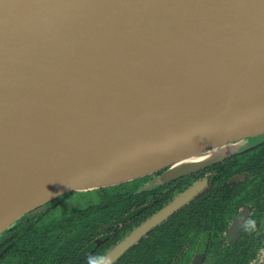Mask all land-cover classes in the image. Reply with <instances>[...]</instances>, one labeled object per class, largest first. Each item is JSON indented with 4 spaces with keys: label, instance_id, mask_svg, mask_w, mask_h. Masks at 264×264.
<instances>
[{
    "label": "water",
    "instance_id": "water-1",
    "mask_svg": "<svg viewBox=\"0 0 264 264\" xmlns=\"http://www.w3.org/2000/svg\"><path fill=\"white\" fill-rule=\"evenodd\" d=\"M18 2L0 5V233L64 194L165 182L264 141V0ZM179 79L223 88L227 109L151 107Z\"/></svg>",
    "mask_w": 264,
    "mask_h": 264
},
{
    "label": "flooded vegetation",
    "instance_id": "flooded-vegetation-1",
    "mask_svg": "<svg viewBox=\"0 0 264 264\" xmlns=\"http://www.w3.org/2000/svg\"><path fill=\"white\" fill-rule=\"evenodd\" d=\"M246 152L165 182L156 183L159 174L134 182L128 208L94 212L102 213L103 220L98 219L102 224L87 242V261L97 264L181 193L200 184L110 264H263L264 141Z\"/></svg>",
    "mask_w": 264,
    "mask_h": 264
},
{
    "label": "trees",
    "instance_id": "trees-1",
    "mask_svg": "<svg viewBox=\"0 0 264 264\" xmlns=\"http://www.w3.org/2000/svg\"><path fill=\"white\" fill-rule=\"evenodd\" d=\"M247 150L233 155L247 153ZM229 157L221 163L231 160ZM133 183L97 188L93 191L101 198L99 202L53 219L47 216L72 193L49 201L43 211L24 214L0 233V264H91L85 255L87 242L102 224L98 219L103 220L102 213L97 216L94 212L102 208H128L132 202ZM102 202H108V206L102 207Z\"/></svg>",
    "mask_w": 264,
    "mask_h": 264
},
{
    "label": "bare ground",
    "instance_id": "bare-ground-1",
    "mask_svg": "<svg viewBox=\"0 0 264 264\" xmlns=\"http://www.w3.org/2000/svg\"><path fill=\"white\" fill-rule=\"evenodd\" d=\"M16 1L18 0H0V5L5 8L7 5H14ZM21 1L22 0H19L18 3ZM25 1L28 2L31 0ZM172 93L176 97H179V105L171 103ZM228 100L229 95L227 91L219 86L187 79H179L178 81L167 85L161 95L157 96L150 105L151 107L158 106L183 109L188 107L199 109L200 107L208 110H225L227 109ZM134 103H136L135 99H130L125 102L127 105H133ZM130 107L131 106H126L124 108L130 109ZM138 108L137 110L141 112L149 113V111H151L142 105H139Z\"/></svg>",
    "mask_w": 264,
    "mask_h": 264
},
{
    "label": "rangeland",
    "instance_id": "rangeland-1",
    "mask_svg": "<svg viewBox=\"0 0 264 264\" xmlns=\"http://www.w3.org/2000/svg\"><path fill=\"white\" fill-rule=\"evenodd\" d=\"M259 138H250L249 140L245 141V144L257 142ZM93 190L95 189L74 192L72 196H68L67 199L59 204L56 209L51 211V213L47 216L48 219L60 217L62 214H68L73 209L79 207L91 206L93 203L97 202L99 198Z\"/></svg>",
    "mask_w": 264,
    "mask_h": 264
}]
</instances>
